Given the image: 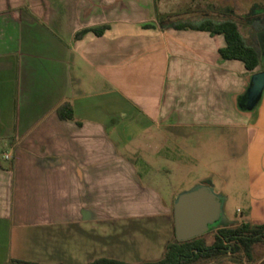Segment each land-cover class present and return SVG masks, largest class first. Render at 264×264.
<instances>
[{"label": "crops", "instance_id": "1", "mask_svg": "<svg viewBox=\"0 0 264 264\" xmlns=\"http://www.w3.org/2000/svg\"><path fill=\"white\" fill-rule=\"evenodd\" d=\"M205 4L175 22L158 0H0V264L153 261L128 260V236L165 251L202 148H231L244 174L227 226L264 224V90L240 106L264 71V0ZM204 20L234 21L258 66L221 58L222 34L174 26ZM254 250L240 264H264Z\"/></svg>", "mask_w": 264, "mask_h": 264}, {"label": "trees", "instance_id": "2", "mask_svg": "<svg viewBox=\"0 0 264 264\" xmlns=\"http://www.w3.org/2000/svg\"><path fill=\"white\" fill-rule=\"evenodd\" d=\"M176 28H197L208 30L212 34H222L225 46L219 50L223 59H237L244 63L246 70L253 71L260 62L257 49L247 45L240 35L237 25L232 20L220 22L204 20L199 24L181 23ZM100 33L99 29L94 30ZM62 119H71L72 112L68 103H63L57 109ZM210 227L209 230H212ZM205 234V233H204ZM185 240L172 241L167 244L161 258L153 261H144L136 264H207L210 262H229L240 264L245 258L252 259L253 248L264 241V224H250L241 222L235 226L217 228L213 240L207 244L203 235ZM9 264H40L23 260H11ZM88 264H133L111 258H98Z\"/></svg>", "mask_w": 264, "mask_h": 264}, {"label": "rangeland", "instance_id": "3", "mask_svg": "<svg viewBox=\"0 0 264 264\" xmlns=\"http://www.w3.org/2000/svg\"><path fill=\"white\" fill-rule=\"evenodd\" d=\"M205 1H212L214 4L213 7L220 8L221 7V1L222 0H158V7L159 9L165 8L171 11H178L173 17H168L169 20H173L175 22H181L184 20V18L188 17V14L190 13L191 6H193V11L195 10V7L197 8V15L201 16L204 14V11L206 10V4ZM250 4L241 5V7L250 8ZM226 16V14L222 15ZM264 17V16H263ZM216 18H221L220 14H216ZM229 18L228 16L225 17ZM264 20V19H263ZM261 20L262 22H264ZM211 153L209 156H205V148L201 149L202 157L198 159L199 161L194 163L193 167L195 168V171H193L189 178L185 181V185L183 188H191L195 184H198L203 179H207V184L211 185L214 192L216 193H222L224 198H226V205H225V216L220 220L216 221L214 223L215 228L224 227L228 224H231L233 220H240L241 214L239 212H236V208L238 205H241V201L244 198L243 192L245 189V179L244 174L241 169L240 162H237L232 158L231 155V148H225L223 147H213L210 149ZM182 156L184 159H186L187 154L182 153ZM162 169L165 171V175L168 176V174H171L172 172V165L171 164H164L161 166ZM170 172V173H168ZM212 172V173H211ZM174 179L167 178V181L169 184H173ZM169 225L171 224V219L168 220ZM156 227H160V224H157ZM154 226V228H156ZM157 228V229H158ZM161 228V227H160ZM134 230V229H132ZM153 231V228L151 229ZM215 230H209L203 235L204 240L207 244H210L213 240V234ZM130 234V233H129ZM133 234V233H131ZM135 234V233H134ZM158 234V233H157ZM136 239H138L137 243H132L131 239L128 236V260L131 261H139L140 258L142 260L149 259V260H156L161 257L160 252H164L162 249H160V246L162 245H154L159 246L158 249H151L150 243L147 244L146 242H151V240H157L160 241L159 236L157 237L156 233L155 235H149L146 237H142L141 234L138 232L136 233ZM174 235L173 231L170 233L168 237V242L174 241ZM140 241H143L142 243ZM152 244V243H151ZM148 246V247H147ZM152 247V245H151ZM162 250V251H161ZM255 256L258 257L259 255L264 254V243H258L255 245ZM264 255L262 256V259ZM209 264V263H208Z\"/></svg>", "mask_w": 264, "mask_h": 264}, {"label": "water", "instance_id": "4", "mask_svg": "<svg viewBox=\"0 0 264 264\" xmlns=\"http://www.w3.org/2000/svg\"><path fill=\"white\" fill-rule=\"evenodd\" d=\"M263 90L264 71L253 73L240 106L246 111L252 110ZM223 217V202L211 185L199 184L181 191L173 203L175 240L185 241L200 236Z\"/></svg>", "mask_w": 264, "mask_h": 264}, {"label": "flooded vegetation", "instance_id": "5", "mask_svg": "<svg viewBox=\"0 0 264 264\" xmlns=\"http://www.w3.org/2000/svg\"><path fill=\"white\" fill-rule=\"evenodd\" d=\"M213 225H214V224H213ZM213 225H212V226H210V227H213V229H214V230H216L217 228H215ZM219 228H220V227H219Z\"/></svg>", "mask_w": 264, "mask_h": 264}, {"label": "built area", "instance_id": "6", "mask_svg": "<svg viewBox=\"0 0 264 264\" xmlns=\"http://www.w3.org/2000/svg\"><path fill=\"white\" fill-rule=\"evenodd\" d=\"M5 157H8L7 155H5Z\"/></svg>", "mask_w": 264, "mask_h": 264}]
</instances>
